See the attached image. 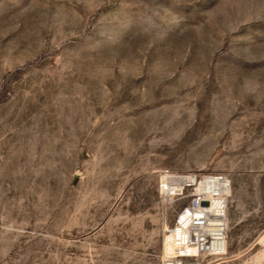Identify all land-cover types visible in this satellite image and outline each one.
<instances>
[{
  "label": "rangeland",
  "instance_id": "1",
  "mask_svg": "<svg viewBox=\"0 0 264 264\" xmlns=\"http://www.w3.org/2000/svg\"><path fill=\"white\" fill-rule=\"evenodd\" d=\"M163 170L264 264V0H0V264H161Z\"/></svg>",
  "mask_w": 264,
  "mask_h": 264
},
{
  "label": "built area",
  "instance_id": "2",
  "mask_svg": "<svg viewBox=\"0 0 264 264\" xmlns=\"http://www.w3.org/2000/svg\"><path fill=\"white\" fill-rule=\"evenodd\" d=\"M159 190L164 195L184 200L176 210L174 222L166 228L161 264H202L204 255L226 253L230 193L227 176L163 170Z\"/></svg>",
  "mask_w": 264,
  "mask_h": 264
}]
</instances>
